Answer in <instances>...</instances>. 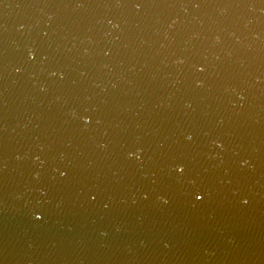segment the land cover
Masks as SVG:
<instances>
[{
  "label": "water",
  "instance_id": "95a60500",
  "mask_svg": "<svg viewBox=\"0 0 264 264\" xmlns=\"http://www.w3.org/2000/svg\"><path fill=\"white\" fill-rule=\"evenodd\" d=\"M0 264H264V0H0Z\"/></svg>",
  "mask_w": 264,
  "mask_h": 264
},
{
  "label": "snow or ice",
  "instance_id": "6c2138e0",
  "mask_svg": "<svg viewBox=\"0 0 264 264\" xmlns=\"http://www.w3.org/2000/svg\"><path fill=\"white\" fill-rule=\"evenodd\" d=\"M136 6L139 7L138 4H137ZM29 57L32 58V53H29ZM87 122H88V121L86 120L85 123H87ZM189 138H190V137H189ZM129 155H132V153H129ZM176 171H177V172H183V168H182V167H177V168H176ZM61 175H64V173L62 172ZM94 198H95V197H93V199H94ZM194 198H195L197 201H199V200L203 199V194H201V193H197V194H195ZM164 202L167 203V201H164ZM241 202H242V203H247L246 200H242ZM35 218L39 220V219H41L42 217H40V216H36Z\"/></svg>",
  "mask_w": 264,
  "mask_h": 264
},
{
  "label": "clouds",
  "instance_id": "9594fccd",
  "mask_svg": "<svg viewBox=\"0 0 264 264\" xmlns=\"http://www.w3.org/2000/svg\"><path fill=\"white\" fill-rule=\"evenodd\" d=\"M85 119V121L87 120V118H84Z\"/></svg>",
  "mask_w": 264,
  "mask_h": 264
}]
</instances>
